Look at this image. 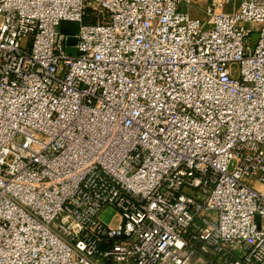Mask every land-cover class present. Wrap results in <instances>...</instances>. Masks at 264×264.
<instances>
[{
    "label": "built area",
    "instance_id": "built-area-1",
    "mask_svg": "<svg viewBox=\"0 0 264 264\" xmlns=\"http://www.w3.org/2000/svg\"><path fill=\"white\" fill-rule=\"evenodd\" d=\"M206 1L0 0V264H264V0Z\"/></svg>",
    "mask_w": 264,
    "mask_h": 264
},
{
    "label": "water",
    "instance_id": "water-1",
    "mask_svg": "<svg viewBox=\"0 0 264 264\" xmlns=\"http://www.w3.org/2000/svg\"><path fill=\"white\" fill-rule=\"evenodd\" d=\"M78 31L79 24L74 22H62L60 26V32L65 35L67 49L66 52L68 55L75 56L77 55V44H78ZM257 225L260 228V219L257 218Z\"/></svg>",
    "mask_w": 264,
    "mask_h": 264
},
{
    "label": "rangeland",
    "instance_id": "rangeland-1",
    "mask_svg": "<svg viewBox=\"0 0 264 264\" xmlns=\"http://www.w3.org/2000/svg\"><path fill=\"white\" fill-rule=\"evenodd\" d=\"M199 17L201 18V19H203V15L200 13L199 14ZM252 40H255V37H252ZM245 44L246 45H249V44H251V41L249 40V39H246L245 40ZM113 213L112 212H110V211H106L105 213H103L102 215H101V219H102V221L105 223V224H111V225H115V222H116V220L117 219H113L112 217H113Z\"/></svg>",
    "mask_w": 264,
    "mask_h": 264
},
{
    "label": "crops",
    "instance_id": "crops-1",
    "mask_svg": "<svg viewBox=\"0 0 264 264\" xmlns=\"http://www.w3.org/2000/svg\"><path fill=\"white\" fill-rule=\"evenodd\" d=\"M197 3H198L199 5L205 6L206 3H207V1H206V0H197ZM192 13H193V15L199 17V14H200L199 11L193 9ZM199 18H200V17H199Z\"/></svg>",
    "mask_w": 264,
    "mask_h": 264
}]
</instances>
